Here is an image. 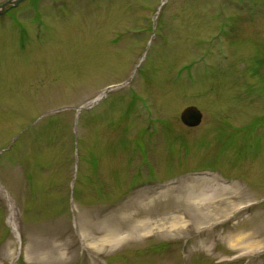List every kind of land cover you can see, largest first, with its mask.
I'll return each instance as SVG.
<instances>
[{
  "label": "rangeland",
  "instance_id": "rangeland-1",
  "mask_svg": "<svg viewBox=\"0 0 264 264\" xmlns=\"http://www.w3.org/2000/svg\"><path fill=\"white\" fill-rule=\"evenodd\" d=\"M19 4L0 18V264H264V0ZM204 179L236 191L141 197ZM147 213L150 232L88 246Z\"/></svg>",
  "mask_w": 264,
  "mask_h": 264
},
{
  "label": "bare ground",
  "instance_id": "bare-ground-1",
  "mask_svg": "<svg viewBox=\"0 0 264 264\" xmlns=\"http://www.w3.org/2000/svg\"><path fill=\"white\" fill-rule=\"evenodd\" d=\"M99 98L100 97H98V99ZM201 183H202V186L200 185ZM235 191L232 190L231 187L218 185V184L213 183L210 180L204 179L201 181L191 180L190 182L187 181L182 184H178L177 186H170L167 189H164L158 192V194H156L155 197L153 196L154 194H151L149 191H145L143 192L141 197H143L144 199L148 201H152L156 199L157 197H159V195L167 196L168 194L174 193L180 197L186 198L187 202H189L188 204L193 207H196L197 210H202L203 207L205 208L207 205L211 203V201L215 200L217 196L221 194L222 195L229 194L231 192L234 193ZM148 214L150 213H147L146 215ZM153 215L154 214L148 215L147 216L148 220L137 222L136 224H126L125 225L124 223V225H118V227L116 228H103L99 230L96 235L92 237H88V239H86L87 242H89L88 246L94 252H100L102 248H106V247L112 248V247L118 246L120 243L124 242L125 240H127L129 237H132L133 235H141V233H148L152 230V227L155 225L154 223L150 222L152 219H154ZM209 216L206 215L204 217L203 219L204 222L208 221L209 223V220H210ZM168 220L170 221L171 228H176V225L180 223V220L178 219V217L168 219ZM162 225L163 224H158L157 226L163 230ZM122 232H124V235L120 236ZM203 233H204L203 231L202 232L200 231L197 237L204 239L205 241L209 240L208 238H210L213 235V231L212 233L210 232L206 235H204ZM233 235L231 236V238L234 237ZM249 238H250L249 235H243L241 236V238L238 237L237 241L241 242ZM59 247H58L60 249L59 251H61L63 248L67 250V252L74 253L76 251L75 245L74 244L72 245L71 243L68 244L65 242V243H62ZM65 253H61V254L59 253L60 254L59 256L54 251H48L46 252L44 256L49 259H53L57 255L58 258L61 257L62 259Z\"/></svg>",
  "mask_w": 264,
  "mask_h": 264
},
{
  "label": "water",
  "instance_id": "water-1",
  "mask_svg": "<svg viewBox=\"0 0 264 264\" xmlns=\"http://www.w3.org/2000/svg\"><path fill=\"white\" fill-rule=\"evenodd\" d=\"M24 0H8L7 2L0 5V16L4 14L6 6H16L18 3ZM202 120L201 112L195 107H188L184 109L180 114L181 123L188 128H195L200 125Z\"/></svg>",
  "mask_w": 264,
  "mask_h": 264
},
{
  "label": "flooded vegetation",
  "instance_id": "flooded-vegetation-1",
  "mask_svg": "<svg viewBox=\"0 0 264 264\" xmlns=\"http://www.w3.org/2000/svg\"><path fill=\"white\" fill-rule=\"evenodd\" d=\"M7 1H5V2H7ZM20 7H21V4H19V3L16 6H6L5 10H4V14L2 16H0V18L7 16V17H10V19H12L14 14L20 9ZM11 15H13V16H11Z\"/></svg>",
  "mask_w": 264,
  "mask_h": 264
}]
</instances>
